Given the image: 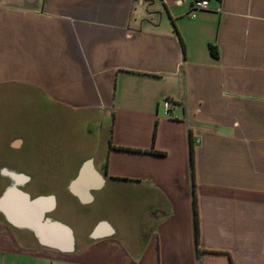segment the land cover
Wrapping results in <instances>:
<instances>
[{
  "label": "crops",
  "instance_id": "crops-1",
  "mask_svg": "<svg viewBox=\"0 0 264 264\" xmlns=\"http://www.w3.org/2000/svg\"><path fill=\"white\" fill-rule=\"evenodd\" d=\"M195 1L0 0V84L112 118L106 156L83 158L66 191L90 208L120 189L138 215L133 231L99 214L78 234L60 195L22 188L54 198L73 247L0 208V264H264V0L192 15Z\"/></svg>",
  "mask_w": 264,
  "mask_h": 264
},
{
  "label": "rangeland",
  "instance_id": "rangeland-1",
  "mask_svg": "<svg viewBox=\"0 0 264 264\" xmlns=\"http://www.w3.org/2000/svg\"><path fill=\"white\" fill-rule=\"evenodd\" d=\"M111 121L102 111L66 109L34 87L0 84V167L31 176L20 187L33 196L60 195L59 212L78 234L99 214L116 218L133 231L138 215L127 212L128 201L120 189L108 193V200L98 207L85 208L65 188L83 158L106 156ZM15 137L23 138L19 148L10 145ZM10 181L0 176V188Z\"/></svg>",
  "mask_w": 264,
  "mask_h": 264
},
{
  "label": "water",
  "instance_id": "water-1",
  "mask_svg": "<svg viewBox=\"0 0 264 264\" xmlns=\"http://www.w3.org/2000/svg\"><path fill=\"white\" fill-rule=\"evenodd\" d=\"M90 165V161L83 165L77 178L72 181L73 189L79 185ZM3 172L11 176V182L0 196V208L6 211L15 223L33 229L42 241L63 249H71L74 242L73 229L47 215L53 208L54 198L44 195L31 197L29 192L20 188V185L29 179L27 174L7 168H4ZM103 226L104 224L97 227L94 235L103 232Z\"/></svg>",
  "mask_w": 264,
  "mask_h": 264
},
{
  "label": "built area",
  "instance_id": "built-area-1",
  "mask_svg": "<svg viewBox=\"0 0 264 264\" xmlns=\"http://www.w3.org/2000/svg\"><path fill=\"white\" fill-rule=\"evenodd\" d=\"M208 4H209L208 0H197V1H195L193 4V9H191V14L195 15L196 11L198 9H207ZM165 104H166V107H169L170 101L167 100Z\"/></svg>",
  "mask_w": 264,
  "mask_h": 264
},
{
  "label": "trees",
  "instance_id": "trees-1",
  "mask_svg": "<svg viewBox=\"0 0 264 264\" xmlns=\"http://www.w3.org/2000/svg\"><path fill=\"white\" fill-rule=\"evenodd\" d=\"M211 51L215 54H217V51L215 50L214 45L211 44ZM194 210H195V224H196V229H197V233L199 234V219H198V208H197V201H196V197L194 200Z\"/></svg>",
  "mask_w": 264,
  "mask_h": 264
},
{
  "label": "flooded vegetation",
  "instance_id": "flooded-vegetation-1",
  "mask_svg": "<svg viewBox=\"0 0 264 264\" xmlns=\"http://www.w3.org/2000/svg\"><path fill=\"white\" fill-rule=\"evenodd\" d=\"M28 176H29V175H28ZM10 179H11V177H10ZM30 179H31V176H29V179L27 180V182L30 181ZM25 182H26V181H25ZM25 182H24V183H25ZM48 212H49V211H48Z\"/></svg>",
  "mask_w": 264,
  "mask_h": 264
}]
</instances>
